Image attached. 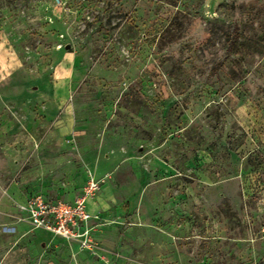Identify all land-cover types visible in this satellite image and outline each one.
Returning a JSON list of instances; mask_svg holds the SVG:
<instances>
[{"label":"rangeland","instance_id":"1","mask_svg":"<svg viewBox=\"0 0 264 264\" xmlns=\"http://www.w3.org/2000/svg\"><path fill=\"white\" fill-rule=\"evenodd\" d=\"M0 264H264V0H0Z\"/></svg>","mask_w":264,"mask_h":264},{"label":"built area","instance_id":"2","mask_svg":"<svg viewBox=\"0 0 264 264\" xmlns=\"http://www.w3.org/2000/svg\"><path fill=\"white\" fill-rule=\"evenodd\" d=\"M88 180L84 194L73 202L48 199L40 192L30 197L25 204H22L30 225L67 240L78 241L82 248L96 245L94 232L100 225L98 221L100 216L88 211L87 198L91 197L101 184L94 176L89 177ZM92 219H97V222L90 224Z\"/></svg>","mask_w":264,"mask_h":264},{"label":"crops","instance_id":"3","mask_svg":"<svg viewBox=\"0 0 264 264\" xmlns=\"http://www.w3.org/2000/svg\"><path fill=\"white\" fill-rule=\"evenodd\" d=\"M48 199H63V200H65V201H69V202H73L76 198H74V199H71V200H69V199H66V198H63V197H61V196H56V197H51V196H49V195H47V194H44ZM27 200H28V197H25V199L23 200V204H25L26 202H27ZM91 201H92V199H89V200H87V209H88V211L89 212H91L92 214H99L100 216H102V215H105V213H104V211H102L101 209H99V208H95V207H93V204L91 203ZM26 216H27V214H26ZM99 221V220H98ZM97 222V219H92L91 220V222H90V224H94V223H96ZM29 223V222H28ZM29 225H30V223H29Z\"/></svg>","mask_w":264,"mask_h":264},{"label":"trees","instance_id":"4","mask_svg":"<svg viewBox=\"0 0 264 264\" xmlns=\"http://www.w3.org/2000/svg\"><path fill=\"white\" fill-rule=\"evenodd\" d=\"M233 37L230 43V49L234 48V46L237 44V42H239V38H240V30L238 26H235L234 31H233ZM222 64V62L219 63V66Z\"/></svg>","mask_w":264,"mask_h":264}]
</instances>
